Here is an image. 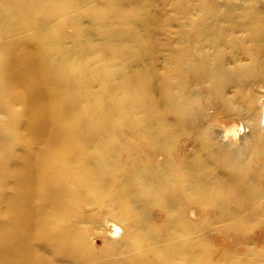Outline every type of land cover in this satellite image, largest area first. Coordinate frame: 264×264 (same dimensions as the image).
Returning <instances> with one entry per match:
<instances>
[{
  "label": "bare ground",
  "instance_id": "1",
  "mask_svg": "<svg viewBox=\"0 0 264 264\" xmlns=\"http://www.w3.org/2000/svg\"><path fill=\"white\" fill-rule=\"evenodd\" d=\"M13 1L45 11L62 4V0ZM119 1L114 0L115 4ZM148 1L150 6L141 11L136 8V11L126 13L114 9L106 13L79 15L75 21L78 45L71 48L68 61L64 59L66 55L62 46L57 45V37L48 36V29L41 23L30 28L29 31L33 32L29 37L0 42V204L3 198L7 199L5 213L19 209L30 211V202L38 195L43 205L39 213L45 206L54 211L55 208L72 211L79 204L80 194L87 198L97 196L93 201H103L107 207L116 204L117 218L128 224L131 244L122 256L124 264H173L174 259L183 255H189L190 264H206L208 252L203 248L206 235L191 227L187 220L190 210H211L218 217L213 223L219 225L226 223L230 216L243 214L241 221L232 225L236 229L253 222L259 225L257 219L264 217V142H260L264 136H259L263 131L260 127L264 121V109L261 120L257 108L262 97L243 95V90L250 84L247 79L255 77L253 71L259 70V75L264 77V21L256 12L236 5L225 7L223 16L220 11H211L213 17H209L208 23H191L190 28L196 32L193 38L185 34V39L180 36L176 43L168 40L166 46L171 53V67L152 83L147 79L154 75L148 69L149 62L156 56L153 53L160 54V49L155 46L157 41L154 42L147 27L155 21V15L151 19L145 17L151 13L153 5L163 6L165 0ZM71 2L79 6L90 4L91 0ZM25 13L21 8L9 7L5 0H0V34H20V30L12 28L13 19ZM115 18H122L127 24V36L118 35L109 41L101 38L98 31ZM220 23L227 25L226 33L220 32ZM238 33L244 35L236 37ZM179 34L183 31L180 30ZM96 36L102 39V44H114L118 49L117 56L124 55L123 49L130 45L146 44L144 49H135L132 58L126 56L131 61H123L130 71L136 68L142 71L117 82H128L133 91H138V100L132 108L145 109V100L149 98L155 113H176L177 120L161 118L156 127L146 125L140 133L130 132L128 143L123 142V137L118 140L116 136L112 139L108 135L103 137V132L77 133L82 127L74 126L71 119L79 104L70 99L78 95L86 101L96 95L89 89L96 72L90 71L94 64L88 63ZM66 62L75 74V91L68 89L67 78L62 73ZM111 67L108 65V69ZM105 74L108 78V72ZM86 80L88 88L82 87ZM194 82L202 86L211 84L215 96L239 113L243 124L251 128L250 137L254 140L249 141L250 137L246 136L231 148L232 143L228 140L236 139L237 132L224 129L222 133L202 132L193 143L183 141L179 144L176 139L183 133L196 134L192 124L195 125L201 115L203 96L193 92L198 91L195 89L198 84ZM106 97L108 99V93ZM132 99L131 92L126 97L127 105L132 104ZM132 108L120 107V114ZM89 112L97 114L98 109ZM95 121L100 122L98 116ZM13 138L14 143L19 144L20 154L14 158L16 164L13 159L9 164L7 159L17 149ZM115 140L116 144H112L115 149L108 150V141ZM190 144L196 148L193 154H176ZM123 148L128 149V158L120 160L114 152ZM87 150L104 152H97L98 157L94 158L86 154ZM143 151L164 160L153 165L148 159H141V155H145L141 153ZM196 153L198 162L194 159ZM116 161L118 166L125 163L132 168L125 175L118 174ZM194 165H198L197 169ZM199 166L205 167L200 170ZM215 172L217 176H214ZM64 180L77 186L76 190L64 194L59 185ZM110 185L114 186L112 192L108 191ZM7 189L8 198L3 195ZM147 207L165 215L159 233L154 232L148 222ZM231 207L236 209L228 212ZM30 213L23 223L33 220L35 212ZM112 227L113 235L118 236L120 228L115 224ZM58 232L57 235L50 234L47 243L61 248L66 260L73 259L81 264H110L104 251L95 253L79 236L72 241L67 240L61 230ZM70 245H74V249L69 250ZM3 252L10 255L7 249ZM29 252L28 247L14 245L11 251L13 263L29 264ZM228 262L244 264L233 258Z\"/></svg>",
  "mask_w": 264,
  "mask_h": 264
},
{
  "label": "rangeland",
  "instance_id": "2",
  "mask_svg": "<svg viewBox=\"0 0 264 264\" xmlns=\"http://www.w3.org/2000/svg\"><path fill=\"white\" fill-rule=\"evenodd\" d=\"M9 7L21 8L23 12H26L23 16L13 19L14 25L12 28L14 30H20V34L8 35L4 32L0 34V42L5 41H20L26 37H29L31 32L30 28L36 23H41L46 29H48V36L57 37V45L62 46V51L65 53L64 59L68 61V57L71 55V48H75L78 45V40L75 36L78 26H76L75 21L79 15L85 16L86 13H106L107 11H112L114 9L120 10L122 12L131 13L136 11H141L144 8L150 6L148 0H120L115 4L114 0H91L90 4L85 5L80 4L74 5L71 0L60 1L61 6H57L54 10L47 11L39 9L38 7H29L25 3L18 4L13 0H5ZM17 4V5H16ZM162 5V4H161ZM240 6L246 8V10L256 12L260 15L262 21H264V0H165L163 6H152L151 13L148 12L146 19H151L154 17V22L149 23L151 35L154 37L155 46L160 49V54L151 58L149 62V71L154 75L153 77L147 78L148 81L154 82L157 76L161 75L165 70L170 69L171 65V53L168 50L169 47L166 46L168 40L178 41V37L182 36L185 39V34L190 38H193L195 31L190 28L192 22H197L199 24L208 23L210 21L209 17H213L210 14L211 11H220V14H224L225 7L230 6ZM42 6V5H40ZM62 7V8H61ZM216 8V9H215ZM220 9V10H217ZM222 12V13H221ZM225 15H227L225 13ZM100 18V16H99ZM87 21V20H86ZM26 26V28H22ZM227 25L225 23H220L218 28L221 33H226ZM129 28L127 24L124 23L122 18H115L104 25L99 31V36L101 38H106L109 40L113 39L115 36L123 35L127 36ZM180 30L183 34H179ZM243 33H238L236 37H242ZM96 36V43L94 42V47L91 51L88 63L94 64V69H90L92 72H96L92 76L90 88L95 96L88 98L86 101L81 99L78 95L71 96V102H77L79 105L74 111L71 122L76 127H82L78 134L87 135V133H97L103 132L101 134L103 137L108 135L109 139L117 137V140L123 137V142L128 143L130 132L140 133L146 125H158L159 120H177L176 113L163 115L162 113H155V109L152 108L151 100H145V109H135V106L139 93L136 90H132L130 83H119L117 82L120 78H128L130 75H137L142 70L136 68L130 71L127 66L124 65L123 61H131L126 58H132L131 53L139 48H146V44L143 42H138L135 45H130L123 49L124 55L117 56V47L108 42V45L101 43V38ZM173 43V46L175 45ZM176 46V45H175ZM174 46V47H175ZM225 51L224 55L226 54ZM89 56V55H88ZM228 60H230L227 57ZM81 62V61H80ZM97 65V66H96ZM108 65L112 66L108 69ZM62 73L64 77L67 78L66 85L71 91H75L77 87H73V82L75 81V74L71 71L70 65L66 62L64 63ZM231 66V65H230ZM108 72V78L105 73ZM255 77L249 78L247 81L250 83L246 90H243V95L245 97H252L256 95L260 96V104L257 103L258 113L260 119L262 120V110L264 109V77L259 75V70H255L252 73ZM133 77V76H130ZM90 82V83H91ZM122 84V85H121ZM193 84H198L194 82ZM192 84V85H193ZM89 83L86 80L82 85L84 88H88ZM190 87V86H189ZM192 88V87H191ZM198 91H193L194 93H201L203 96V103L201 107V115L198 117L197 123L192 124L195 128L194 133H183L180 135L176 141L182 143L183 141H191L193 143L194 139L201 137V133H222L224 129L235 130L237 138L228 140L231 144V148H235L243 138L252 134L250 127L245 126L239 113L232 111L226 106V103L219 100L218 96H215V90L209 83H205L203 86L199 85L195 87ZM108 90V91H107ZM140 91V90H139ZM133 93L132 104L127 105L126 97ZM141 92V91H140ZM108 93V99H107ZM206 93L208 96H205ZM206 97V98H205ZM223 102V103H222ZM259 104V107H258ZM128 107L130 111L125 112L123 115L120 114V107ZM93 109H98V113H92ZM17 112V107L14 108ZM118 113V115H117ZM98 116L100 122L95 121V117ZM261 122V121H260ZM17 123V122H16ZM263 131H260L259 136H264V121L261 122V127ZM14 137V136H13ZM16 146V152L13 153L11 158L7 159L9 164L14 163L17 155H19L20 147L18 143H14ZM117 140L114 142L108 141V150H114L115 147L112 146L113 143L116 144ZM241 140V141H240ZM249 141L254 140L252 137L247 139ZM1 141V140H0ZM264 142V138L260 142ZM262 143V142H261ZM140 144L137 143V146ZM85 150V149H83ZM128 149L123 148L114 152L118 155L120 160L123 158H128ZM196 148L191 144L187 147H182L176 152L180 154L181 152H189L193 154ZM100 154L104 152L97 151ZM96 152V153H97ZM92 151H86V154L97 158L98 154ZM141 153H146L145 151ZM141 159H148L149 163L157 165L162 163L163 157H155L152 154L141 155ZM11 159H13L11 161ZM194 159L198 162L199 155L196 153ZM117 165L118 174L125 175L132 168V165L121 163ZM198 165H194L197 169ZM206 166V165H205ZM199 166L200 170L203 167ZM214 176H217L216 172ZM102 177L100 176V179ZM62 192L64 194L69 191L76 190L77 186H72L70 182L63 181L60 184ZM118 187V186H117ZM134 190L136 187H132ZM264 188V180H263ZM114 186H109L108 191L112 192ZM9 190L3 193L7 197ZM33 191V190H32ZM37 199L30 202V211H25L19 209L17 211H7L5 213V206L7 199L3 198L1 200L0 208V264H14L12 260L11 251L14 245H18L20 248H29V264H81L76 263L75 260H66L63 257V250L57 248L56 246L48 245L47 238L50 234L57 235L58 231H62L64 237L67 240H72L76 237L85 243V245L95 253H100L104 251L107 253L105 256L110 260V264H124L122 262V256L129 250L130 238L128 237V224L121 222L115 213L117 211L116 204L111 203L107 207V203L93 201L96 197L87 198L86 196L80 194L79 204L71 210L61 211L55 208L56 211L44 207L41 211L43 205H41V200L39 196L36 195ZM8 198V197H7ZM264 198V195H263ZM143 199V197H140ZM50 207L53 206L50 204ZM149 208L150 222L151 226L154 228V232L159 233L163 227L165 221V215L158 211L157 209ZM234 207L228 209L231 212ZM239 210V209H238ZM35 212L33 220L23 223L22 220L29 216L31 213ZM42 216V217H41ZM243 214L238 217H229L226 223L219 225L214 224L213 221L218 220L215 213L209 209L196 208L190 210L187 216L193 230L197 233H205L206 244L203 248L208 252L205 256L206 264H230L228 262L231 258L236 261L244 262V264H264V217L257 219L259 225L253 222L251 225L244 226V228L236 229L232 227L234 223H238L243 218ZM3 224V226H1ZM112 224H115L120 228L119 235H113ZM61 234V235H62ZM170 243V241H168ZM4 249H7L10 253H4ZM69 250L74 249V245L68 247ZM95 249V250H94ZM108 249V250H107ZM187 255V254H186ZM11 256V260H10ZM189 255L181 256L178 259H174L173 264H190ZM19 264H22L21 262ZM89 264H94L90 262ZM232 264V263H231Z\"/></svg>",
  "mask_w": 264,
  "mask_h": 264
}]
</instances>
